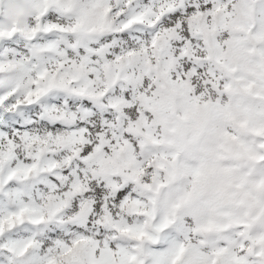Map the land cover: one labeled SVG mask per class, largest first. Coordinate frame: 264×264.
<instances>
[{
    "label": "snow or ice",
    "instance_id": "6c2138e0",
    "mask_svg": "<svg viewBox=\"0 0 264 264\" xmlns=\"http://www.w3.org/2000/svg\"><path fill=\"white\" fill-rule=\"evenodd\" d=\"M0 264H264V0H0Z\"/></svg>",
    "mask_w": 264,
    "mask_h": 264
}]
</instances>
